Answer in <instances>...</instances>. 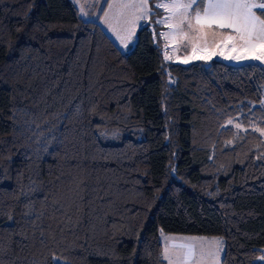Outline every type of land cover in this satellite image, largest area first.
<instances>
[{
    "label": "trees",
    "instance_id": "trees-1",
    "mask_svg": "<svg viewBox=\"0 0 264 264\" xmlns=\"http://www.w3.org/2000/svg\"><path fill=\"white\" fill-rule=\"evenodd\" d=\"M154 1L122 53L71 0H0V264H165L160 232L258 264L264 68L166 61Z\"/></svg>",
    "mask_w": 264,
    "mask_h": 264
},
{
    "label": "rangeland",
    "instance_id": "rangeland-1",
    "mask_svg": "<svg viewBox=\"0 0 264 264\" xmlns=\"http://www.w3.org/2000/svg\"><path fill=\"white\" fill-rule=\"evenodd\" d=\"M71 1L75 5L82 20L98 22L102 30L122 53H127L131 50L136 41L139 29H141L148 20L138 21L133 29L130 22L131 14L128 10H125L124 15H121L119 9L114 7L109 10L108 8L109 3H119L121 0ZM123 2H127V0H123ZM173 2H183V0H155L154 5L155 3L170 4ZM206 2L207 0H205V3ZM158 9L163 13L158 20L163 21L166 17L171 15V12L166 11L164 8ZM104 12L109 13L108 17L104 16ZM177 22L178 19L174 18L167 24L159 23L161 26L162 40H164V58L166 61L188 65L199 61L209 62L215 60L233 66L254 63L264 68V61L253 59L250 56L245 58V52L241 51L239 48L235 51L232 50L233 42L227 41V35L231 34L235 36L236 33L232 32L231 29H229L230 31L227 33H223L215 27L211 30L205 28L203 31H198L196 29L190 30L187 22L181 24L180 28L177 29L172 26ZM198 27L199 26H197V28ZM113 29H115V31H113ZM117 33L123 38L124 43L121 42V39L117 38ZM256 54H259V51H257ZM261 104L264 107V98ZM240 121H242V118L238 117L236 120H233L232 123L228 122L227 125L232 126L237 132L244 133L246 128L241 126ZM236 123L240 124L239 128L235 126ZM255 124L256 122L250 123V128L252 127V130L259 133L264 141V134H262L264 131L256 130L254 127ZM159 235L162 245L161 257L165 264H169V260L164 259L165 249L168 250V255L172 264H220L223 253V241L220 237H197L167 234L163 232H160ZM181 244L194 245L195 256L188 260H184L182 256H178L177 253H183L186 251V249L180 247ZM260 250L262 254L255 260V262L258 264H264V260L260 259L261 256H264V248Z\"/></svg>",
    "mask_w": 264,
    "mask_h": 264
},
{
    "label": "snow or ice",
    "instance_id": "snow-or-ice-1",
    "mask_svg": "<svg viewBox=\"0 0 264 264\" xmlns=\"http://www.w3.org/2000/svg\"><path fill=\"white\" fill-rule=\"evenodd\" d=\"M114 7L120 10L121 15H124L125 10L130 12V22L133 29L138 21H146L152 15L149 0H127V2L121 0L119 3L108 4L109 10ZM155 7L164 8L166 11L171 12V15L163 21L156 20L155 23L157 24H167L177 18L178 22L172 25L177 29L185 22H187L190 30L203 31L205 28L211 30L213 27L231 29L236 35L228 34L227 41L233 42V51L239 48L245 52V58L250 56L253 59L264 61V18H262L264 17V0H207L206 3L205 0H183V2L170 4L155 3ZM256 9L261 11L257 13ZM108 15V12H104L105 17H108ZM197 26L199 27L197 28ZM117 38L124 43L119 33H117ZM257 51H259V54H256ZM229 123H232V121L230 120ZM235 126L239 128L240 124L236 123ZM180 247L186 249V251L177 253V255L182 256L184 260L195 256L194 245L181 244ZM164 259L169 260V264H172L167 249L164 252ZM260 259L264 260V256H261Z\"/></svg>",
    "mask_w": 264,
    "mask_h": 264
},
{
    "label": "crops",
    "instance_id": "crops-1",
    "mask_svg": "<svg viewBox=\"0 0 264 264\" xmlns=\"http://www.w3.org/2000/svg\"><path fill=\"white\" fill-rule=\"evenodd\" d=\"M260 9H256V11L258 12ZM215 29V28H214ZM219 31L223 32V33H227L228 31H230L229 29H219ZM164 42V40H163Z\"/></svg>",
    "mask_w": 264,
    "mask_h": 264
}]
</instances>
